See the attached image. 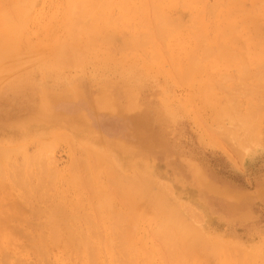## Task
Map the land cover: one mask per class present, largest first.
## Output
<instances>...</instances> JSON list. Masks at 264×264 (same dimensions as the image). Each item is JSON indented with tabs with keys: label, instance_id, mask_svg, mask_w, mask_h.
<instances>
[{
	"label": "bare ground",
	"instance_id": "1",
	"mask_svg": "<svg viewBox=\"0 0 264 264\" xmlns=\"http://www.w3.org/2000/svg\"><path fill=\"white\" fill-rule=\"evenodd\" d=\"M33 5L0 0V69L15 68L9 58L17 45L24 52L20 62L38 60L46 77L48 70L78 69L94 57L103 66L130 67L136 77L153 69L195 86L182 104L202 124L218 126L210 127L213 141L224 137L226 146H245L257 139L264 123V64L243 63L252 47L264 62V0H62L40 14L31 33ZM7 74L12 90L31 77ZM66 88L76 95L72 84ZM162 107L173 120L171 108ZM40 112L44 119L53 115L47 103ZM224 121L228 129H221ZM50 148L41 142L27 154L22 147H0V264H20L25 252L38 264H50L52 256L53 264H264L262 250L239 260L236 250L209 240L191 211L181 213L167 185L148 173L120 175L106 157L101 162L90 153L75 156L62 172L49 159Z\"/></svg>",
	"mask_w": 264,
	"mask_h": 264
},
{
	"label": "rangeland",
	"instance_id": "2",
	"mask_svg": "<svg viewBox=\"0 0 264 264\" xmlns=\"http://www.w3.org/2000/svg\"><path fill=\"white\" fill-rule=\"evenodd\" d=\"M33 2L31 33L37 30L35 22L40 14H48L62 0ZM15 47L9 59L13 58L16 65L8 71L11 75L28 72L31 77L18 90H12L8 71L0 69L1 148L22 147L27 154H34L44 142L52 146L49 159L62 172L75 156L82 160L85 153H90L101 162L106 157L120 175L148 173L154 182L167 185L181 213L191 211L197 227L209 240L236 250L234 256L239 260L250 251L264 252V123L252 143L238 146L227 140L233 144H228L229 149L224 137L212 140L210 130L219 129L216 124H202L184 108L182 103L195 92V86L178 84L153 69L136 77L129 66L127 69L115 62L103 66L96 57L78 69L48 70L46 77L38 60L20 62L24 52L20 45ZM251 53L243 64H264ZM222 65L227 67L224 62ZM71 84L76 88L75 96L66 92ZM40 90L45 93L41 95ZM42 101L53 114L47 119L40 112L45 104ZM164 104L173 111V120H166ZM136 120L144 124L139 126ZM228 126L229 121H224L221 129ZM121 146L140 156L127 153ZM16 158L21 160L22 156ZM61 186L67 190V186ZM35 257L25 252L20 264H38ZM48 261L55 263L56 256ZM65 264L80 263L66 260Z\"/></svg>",
	"mask_w": 264,
	"mask_h": 264
}]
</instances>
